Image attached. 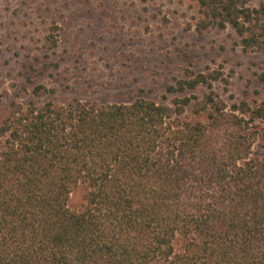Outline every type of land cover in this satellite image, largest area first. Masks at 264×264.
Returning a JSON list of instances; mask_svg holds the SVG:
<instances>
[{
	"label": "trees",
	"instance_id": "16d2710c",
	"mask_svg": "<svg viewBox=\"0 0 264 264\" xmlns=\"http://www.w3.org/2000/svg\"><path fill=\"white\" fill-rule=\"evenodd\" d=\"M250 1L197 0L193 28L230 29L243 52H264V0ZM220 78L186 73L161 103H12L0 121V264H264V97L228 106Z\"/></svg>",
	"mask_w": 264,
	"mask_h": 264
},
{
	"label": "rangeland",
	"instance_id": "374dc122",
	"mask_svg": "<svg viewBox=\"0 0 264 264\" xmlns=\"http://www.w3.org/2000/svg\"><path fill=\"white\" fill-rule=\"evenodd\" d=\"M198 17L197 0H0V121L29 101L168 102L166 88L186 73L218 72L213 90L228 106L264 97V52H243L230 29L196 32ZM39 85L48 93L35 98ZM84 194L74 188L68 208ZM182 247L177 238L174 252Z\"/></svg>",
	"mask_w": 264,
	"mask_h": 264
}]
</instances>
